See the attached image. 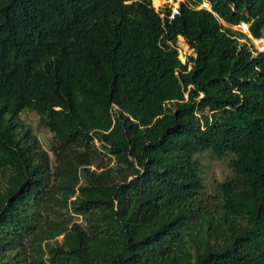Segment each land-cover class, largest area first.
Listing matches in <instances>:
<instances>
[{
	"label": "trees",
	"instance_id": "1",
	"mask_svg": "<svg viewBox=\"0 0 264 264\" xmlns=\"http://www.w3.org/2000/svg\"><path fill=\"white\" fill-rule=\"evenodd\" d=\"M202 1L0 0V264H264V0Z\"/></svg>",
	"mask_w": 264,
	"mask_h": 264
},
{
	"label": "rangeland",
	"instance_id": "2",
	"mask_svg": "<svg viewBox=\"0 0 264 264\" xmlns=\"http://www.w3.org/2000/svg\"><path fill=\"white\" fill-rule=\"evenodd\" d=\"M181 1L185 0H174L173 6H180ZM166 3L167 1L165 0L163 3H157L155 0H153V4L158 11H161L165 7ZM241 41L245 40L242 39ZM179 49L185 60L187 56L192 53V49L189 48V45L186 43L183 37L179 38ZM21 118L26 124L33 128V131L38 135L42 146L49 150L54 139V135L48 128L40 124L39 115L34 111L27 110L21 114ZM201 158L204 165L205 181L208 182L209 187L215 184L217 180H224L231 173L227 160L213 159L206 154L201 156Z\"/></svg>",
	"mask_w": 264,
	"mask_h": 264
},
{
	"label": "built area",
	"instance_id": "3",
	"mask_svg": "<svg viewBox=\"0 0 264 264\" xmlns=\"http://www.w3.org/2000/svg\"><path fill=\"white\" fill-rule=\"evenodd\" d=\"M202 6L207 8L208 10H212L211 5L207 0L203 1ZM177 13H179V9H178V6H175L173 8L172 17H174L175 14H177ZM232 27L239 30V31L244 32L247 36H249L251 43H250V40H248V39H244V40L251 47V50H252V53L254 56H257L260 53H264V38L254 36L250 30V24L248 22L241 21L239 24L233 25ZM180 53H181V51H180ZM180 58L182 59L183 62L186 61L182 54H181Z\"/></svg>",
	"mask_w": 264,
	"mask_h": 264
},
{
	"label": "clouds",
	"instance_id": "4",
	"mask_svg": "<svg viewBox=\"0 0 264 264\" xmlns=\"http://www.w3.org/2000/svg\"><path fill=\"white\" fill-rule=\"evenodd\" d=\"M165 1L171 3L172 6H173V4H174V3H173L174 0H165ZM185 1H186V0H185ZM203 1H204V0H203ZM203 1H202L201 5H200L199 7L208 10L207 8H205V7L202 6ZM207 1L209 2V0H207ZM182 2H183V1L180 2V6L177 5V6H178V9H179V12H180V8H181V4H182ZM209 3H210V2H209ZM210 5H211V3H210ZM173 8H174V6L172 7V12H173ZM211 8H212V5H211ZM208 11L214 12L213 9H212V10H208ZM172 12H171V14H170V17H171V18H174L175 16L172 17ZM175 15H176V14H175ZM224 24H225L226 26H230V27L233 26V25L227 24V23H225V22H224ZM248 38H249V36H248ZM263 38H264V37H263ZM243 39H245V38H243ZM246 39H247V38H246ZM249 39H250V38H249ZM242 42H245V41H242ZM250 43H251V41H250ZM247 44H248V43H247ZM248 45H249V44H248ZM249 47H250V46H249ZM250 49H251V47H250ZM251 52H252V50H251ZM180 54H181V53H180ZM252 54H253V53H252ZM260 54H261V53H260ZM258 55H259V54H258ZM181 60H182V59H181Z\"/></svg>",
	"mask_w": 264,
	"mask_h": 264
}]
</instances>
